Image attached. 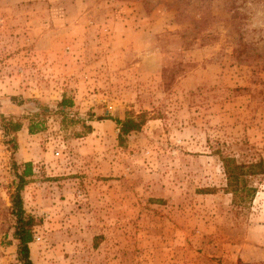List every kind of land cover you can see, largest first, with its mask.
Wrapping results in <instances>:
<instances>
[{
	"label": "rangeland",
	"instance_id": "1",
	"mask_svg": "<svg viewBox=\"0 0 264 264\" xmlns=\"http://www.w3.org/2000/svg\"><path fill=\"white\" fill-rule=\"evenodd\" d=\"M222 154L264 160V0H0V264L27 163L34 264H264Z\"/></svg>",
	"mask_w": 264,
	"mask_h": 264
},
{
	"label": "trees",
	"instance_id": "2",
	"mask_svg": "<svg viewBox=\"0 0 264 264\" xmlns=\"http://www.w3.org/2000/svg\"><path fill=\"white\" fill-rule=\"evenodd\" d=\"M61 107L72 106V102L64 98L60 103ZM4 131L8 135H13V141L16 134L22 130V123L5 119L3 121ZM115 122L119 125V142L124 144L128 137L135 132H139L146 124L144 115L138 117H127L125 120L117 119ZM31 134L36 130L33 125L29 126ZM222 162L226 175V192L232 195L233 204L237 210L247 208L257 194V188L254 186V180L264 175V160L260 158L249 163H240L236 158L222 154ZM33 176L32 164L27 163L21 174H17L18 183L15 193L12 194V214L15 219L14 238L18 241L17 254L20 264H34L31 257V244L34 241L36 219L27 214L24 209L22 191L27 184V178Z\"/></svg>",
	"mask_w": 264,
	"mask_h": 264
}]
</instances>
